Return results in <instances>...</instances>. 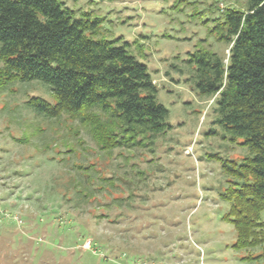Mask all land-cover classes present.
<instances>
[{
	"label": "rangeland",
	"instance_id": "374dc122",
	"mask_svg": "<svg viewBox=\"0 0 264 264\" xmlns=\"http://www.w3.org/2000/svg\"><path fill=\"white\" fill-rule=\"evenodd\" d=\"M62 1L101 20L98 38L131 43L171 128L149 148L104 153L89 126L29 108L33 97L53 102L47 84L0 83V264H264V244L235 249L224 219L232 178L219 158L240 162L251 150L217 122L188 62L202 48L228 54L220 10L244 0Z\"/></svg>",
	"mask_w": 264,
	"mask_h": 264
},
{
	"label": "trees",
	"instance_id": "16d2710c",
	"mask_svg": "<svg viewBox=\"0 0 264 264\" xmlns=\"http://www.w3.org/2000/svg\"><path fill=\"white\" fill-rule=\"evenodd\" d=\"M244 5L219 9V40L228 54L202 48L188 61L198 94L217 105V122L252 153L240 162L217 157L232 178L222 197L230 203L224 219L235 227L237 250L264 244V0ZM100 22L77 17L62 0H0V83L47 84L53 102L33 97L29 108L48 119L79 120L104 153L149 148L171 128L169 110L131 43L98 38Z\"/></svg>",
	"mask_w": 264,
	"mask_h": 264
},
{
	"label": "built area",
	"instance_id": "2783aa9c",
	"mask_svg": "<svg viewBox=\"0 0 264 264\" xmlns=\"http://www.w3.org/2000/svg\"><path fill=\"white\" fill-rule=\"evenodd\" d=\"M91 244H92V243H91V241H90V240H88V241H86V242H85V244H84V246H83V247H84L85 249H91V247H92V245H91Z\"/></svg>",
	"mask_w": 264,
	"mask_h": 264
}]
</instances>
